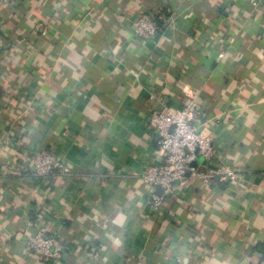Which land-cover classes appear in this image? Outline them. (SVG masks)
<instances>
[{"label":"crops","instance_id":"1","mask_svg":"<svg viewBox=\"0 0 264 264\" xmlns=\"http://www.w3.org/2000/svg\"><path fill=\"white\" fill-rule=\"evenodd\" d=\"M255 1L0 3V264H264V0ZM141 13L160 22L152 40L129 28ZM188 94L216 149L198 164L235 167L240 180L187 178L154 210L141 176L162 158L147 118ZM43 150L66 174L30 173ZM39 230L62 243L60 261L23 252Z\"/></svg>","mask_w":264,"mask_h":264},{"label":"built area","instance_id":"2","mask_svg":"<svg viewBox=\"0 0 264 264\" xmlns=\"http://www.w3.org/2000/svg\"><path fill=\"white\" fill-rule=\"evenodd\" d=\"M7 1L9 0H0V3ZM252 2L256 3L255 0ZM129 26L131 32L143 40H152L160 31L155 15L151 13H141ZM224 55L225 50L220 49L218 58L221 59ZM197 111L196 95L188 94L187 102L182 107L153 109L148 115L147 128L156 133L158 152L162 158L161 164L147 166L141 176L152 188L149 199L154 210L163 206L168 196L183 185L187 178H200L204 183H210L217 177L240 180L235 167L214 170L195 163L198 158L202 162L213 160L216 154L211 136L195 124ZM30 161V173L38 178L45 179L67 172L61 160L49 150L31 154ZM63 250L64 246L56 237L39 230L26 235L23 252L41 261L57 262L61 260Z\"/></svg>","mask_w":264,"mask_h":264},{"label":"trees","instance_id":"3","mask_svg":"<svg viewBox=\"0 0 264 264\" xmlns=\"http://www.w3.org/2000/svg\"><path fill=\"white\" fill-rule=\"evenodd\" d=\"M155 19H156V21H157V23H158V26H159V28H160V27H161V26H160V22H159L158 18L156 17V15H155ZM257 250H259V251L263 254V257H264V244H259V245L257 246Z\"/></svg>","mask_w":264,"mask_h":264},{"label":"water","instance_id":"4","mask_svg":"<svg viewBox=\"0 0 264 264\" xmlns=\"http://www.w3.org/2000/svg\"><path fill=\"white\" fill-rule=\"evenodd\" d=\"M199 161H201L200 158H198L197 161H196L195 163L197 164ZM157 190H158V192H160V189H157Z\"/></svg>","mask_w":264,"mask_h":264}]
</instances>
